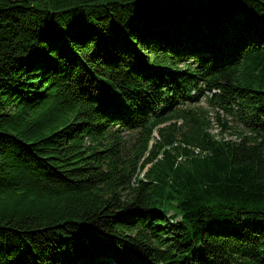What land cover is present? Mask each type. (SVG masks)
Returning <instances> with one entry per match:
<instances>
[{"label":"trees","instance_id":"obj_1","mask_svg":"<svg viewBox=\"0 0 264 264\" xmlns=\"http://www.w3.org/2000/svg\"><path fill=\"white\" fill-rule=\"evenodd\" d=\"M0 264H264V0H0Z\"/></svg>","mask_w":264,"mask_h":264},{"label":"rangeland","instance_id":"obj_2","mask_svg":"<svg viewBox=\"0 0 264 264\" xmlns=\"http://www.w3.org/2000/svg\"><path fill=\"white\" fill-rule=\"evenodd\" d=\"M199 107H202L205 111V116L210 119V132L218 136V138H225L229 140H236L239 138V135L242 131L241 127L238 123L232 120V117L227 115L224 111L220 109H214L210 106L206 100H203ZM189 108H195V106H190ZM218 114L221 116V119L218 118ZM225 122H229L228 127L232 129L226 130ZM154 136L157 138V132H155ZM123 141H124V154L125 157L128 158L133 155L135 150L138 148L141 142V134L138 132H123L122 133ZM147 155H145V158ZM150 165L146 166L144 171H142L141 176L148 170Z\"/></svg>","mask_w":264,"mask_h":264}]
</instances>
